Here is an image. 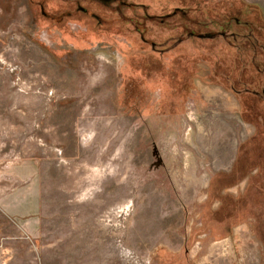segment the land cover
Segmentation results:
<instances>
[{
  "label": "rangeland",
  "instance_id": "obj_1",
  "mask_svg": "<svg viewBox=\"0 0 264 264\" xmlns=\"http://www.w3.org/2000/svg\"><path fill=\"white\" fill-rule=\"evenodd\" d=\"M263 69L264 0H0V264H264Z\"/></svg>",
  "mask_w": 264,
  "mask_h": 264
},
{
  "label": "flooded vegetation",
  "instance_id": "obj_2",
  "mask_svg": "<svg viewBox=\"0 0 264 264\" xmlns=\"http://www.w3.org/2000/svg\"><path fill=\"white\" fill-rule=\"evenodd\" d=\"M93 1H100V0H93ZM80 9H82L83 11H86V9H84L83 7H81ZM91 15L92 16H94V13L92 12L91 13ZM96 17V16H95ZM236 23H241V19L240 18H236L235 20H234ZM245 25H247V23L245 22L244 23ZM217 33V32H216ZM219 33V32H218ZM194 32L193 31H191V32H189V37L191 38V37H193L194 36ZM227 33L225 32V31H223L221 34H215V32H214V34H212L211 32H206V34H198V37H200V38H214V37H216V36H223V37H225V35H226ZM203 35V36H202ZM236 38H237V40L238 39H242L241 41H243V40H246V38L245 37H241V36H238L237 34H236ZM252 37H249V39H251ZM254 38H256V37H254ZM253 41L252 42H250V44H251V50H255V45H256V39L254 40V39H252ZM236 43H240V42H236ZM254 44V45H253ZM151 45L152 46H154V47H157V46H155V43L153 42V43H151ZM240 45V44H239ZM263 72H264V69H263ZM244 91H246V90H243V92ZM251 91H247L246 93H250ZM251 93H253L254 95H256V96H259V97H262L263 99H264V87H262V89L261 90H258V89H253V92H251Z\"/></svg>",
  "mask_w": 264,
  "mask_h": 264
},
{
  "label": "crops",
  "instance_id": "obj_3",
  "mask_svg": "<svg viewBox=\"0 0 264 264\" xmlns=\"http://www.w3.org/2000/svg\"><path fill=\"white\" fill-rule=\"evenodd\" d=\"M7 203H5V205H6ZM5 205H4V208H5ZM6 210V209H5ZM7 211V210H6Z\"/></svg>",
  "mask_w": 264,
  "mask_h": 264
},
{
  "label": "water",
  "instance_id": "obj_4",
  "mask_svg": "<svg viewBox=\"0 0 264 264\" xmlns=\"http://www.w3.org/2000/svg\"><path fill=\"white\" fill-rule=\"evenodd\" d=\"M203 36V35H202Z\"/></svg>",
  "mask_w": 264,
  "mask_h": 264
}]
</instances>
